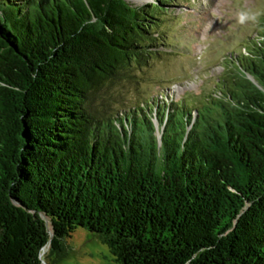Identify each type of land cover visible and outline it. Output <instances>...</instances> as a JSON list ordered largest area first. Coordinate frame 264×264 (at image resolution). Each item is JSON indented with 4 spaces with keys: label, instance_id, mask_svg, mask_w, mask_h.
<instances>
[{
    "label": "trees",
    "instance_id": "16d2710c",
    "mask_svg": "<svg viewBox=\"0 0 264 264\" xmlns=\"http://www.w3.org/2000/svg\"><path fill=\"white\" fill-rule=\"evenodd\" d=\"M173 0H0V264H264V18L215 90L118 116L101 94L165 39Z\"/></svg>",
    "mask_w": 264,
    "mask_h": 264
},
{
    "label": "rangeland",
    "instance_id": "374dc122",
    "mask_svg": "<svg viewBox=\"0 0 264 264\" xmlns=\"http://www.w3.org/2000/svg\"><path fill=\"white\" fill-rule=\"evenodd\" d=\"M127 1L143 6L153 0ZM167 12L157 29L165 39L162 54L135 65L129 80L101 94L112 113L119 116L153 98L163 104L210 94L230 68L229 56L246 55L245 45L261 42L264 0H173ZM66 246L68 254L58 264H113L107 247L85 229H76Z\"/></svg>",
    "mask_w": 264,
    "mask_h": 264
},
{
    "label": "clouds",
    "instance_id": "9594fccd",
    "mask_svg": "<svg viewBox=\"0 0 264 264\" xmlns=\"http://www.w3.org/2000/svg\"><path fill=\"white\" fill-rule=\"evenodd\" d=\"M241 19H243V17H241Z\"/></svg>",
    "mask_w": 264,
    "mask_h": 264
}]
</instances>
